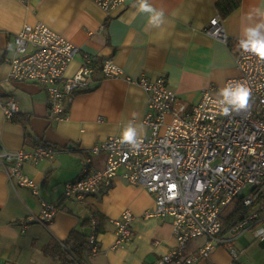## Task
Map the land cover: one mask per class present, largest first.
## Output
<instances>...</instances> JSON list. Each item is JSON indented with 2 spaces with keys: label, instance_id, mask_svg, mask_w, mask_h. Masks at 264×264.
I'll return each mask as SVG.
<instances>
[{
  "label": "crops",
  "instance_id": "1",
  "mask_svg": "<svg viewBox=\"0 0 264 264\" xmlns=\"http://www.w3.org/2000/svg\"><path fill=\"white\" fill-rule=\"evenodd\" d=\"M219 1L147 0L164 13L163 23L153 27L151 14L139 10L140 0H122L109 14L96 0H0V146L31 151L46 144L58 151L53 160L24 166L39 195L24 186L15 190L0 169V264H64V243L73 231L88 240L92 219L98 223L99 253L88 250L74 264H151L177 246L172 218L147 217L155 209L154 196L123 179V171L109 188L83 201L64 199V185L76 180L85 167L90 171L105 167L107 155L92 154L95 146L111 137L123 138L129 130L134 138L150 135L143 124L148 95L137 82L142 76L165 77L170 89L190 106L210 87L220 96L227 80L238 76L236 47L210 37L205 28L218 17L232 45L262 41L264 0H241L226 16ZM38 22L91 55L97 68L92 87L72 97L63 120L49 117L47 94L40 86L9 79L7 60L14 55L16 35L25 25ZM108 58L123 69V77H103L102 63ZM80 61L70 65L67 77L76 73ZM11 99L20 108L13 121L4 115V104ZM42 202L58 207L47 225L34 220L41 215ZM125 210L134 215L133 235L129 242L114 246L113 221ZM205 241H191L187 253L198 255ZM195 264H239V258L232 257L228 246L217 245L209 258Z\"/></svg>",
  "mask_w": 264,
  "mask_h": 264
},
{
  "label": "built area",
  "instance_id": "2",
  "mask_svg": "<svg viewBox=\"0 0 264 264\" xmlns=\"http://www.w3.org/2000/svg\"><path fill=\"white\" fill-rule=\"evenodd\" d=\"M122 0H96L107 14ZM210 37L229 44L221 19H212L205 28ZM264 42V40L259 41ZM252 41L236 42L235 61L238 76L225 83L220 96L214 87L202 91L193 106L174 93L163 76L151 80L142 76L137 82L148 95L143 124L147 137H135L128 143L111 137L95 146L91 153L107 155L106 165L97 171L85 167L74 181L64 185V199L83 201L111 186L123 171V179L142 186L155 198V209L147 217H171L177 246L151 264H195L209 258L217 245H226L234 259L240 257L233 243L247 231H255L264 243V59L251 50ZM81 59L73 76L67 77L70 65ZM7 62L9 79L15 83H32L47 94L49 117L63 120L72 97L88 91L94 83V58L69 39L43 22L25 25L15 37V50ZM104 78L119 79L123 69L112 58L103 61ZM250 90L248 105L238 109L231 96L239 87ZM20 112L11 99L4 104V115L12 121ZM58 151L46 144L33 150L11 151L0 146V169L11 185L30 188L39 195L38 185L24 172V166L53 160ZM91 162V158L86 160ZM240 214L233 226L226 228L227 209ZM58 207L42 202L41 215L35 221L52 223ZM134 215L123 211L115 219L117 240L114 246L132 238ZM98 223L91 220L89 253L97 255ZM205 238L198 255L187 253L191 241Z\"/></svg>",
  "mask_w": 264,
  "mask_h": 264
},
{
  "label": "trees",
  "instance_id": "3",
  "mask_svg": "<svg viewBox=\"0 0 264 264\" xmlns=\"http://www.w3.org/2000/svg\"><path fill=\"white\" fill-rule=\"evenodd\" d=\"M241 4V0H220L218 2L219 10L225 16L230 13L232 10L237 8ZM230 47H234L235 44L229 42ZM17 116V115H16ZM14 117V119L16 118ZM13 119V120H14ZM12 120V121H13ZM240 219V214L233 213L224 218V226L226 228L233 226ZM65 246V258L63 259L64 264H74L76 261H82L83 255L88 252V240L86 237L78 232L73 231L68 239L64 243Z\"/></svg>",
  "mask_w": 264,
  "mask_h": 264
},
{
  "label": "clouds",
  "instance_id": "4",
  "mask_svg": "<svg viewBox=\"0 0 264 264\" xmlns=\"http://www.w3.org/2000/svg\"><path fill=\"white\" fill-rule=\"evenodd\" d=\"M139 10L141 12L150 13L149 24L153 27H159L164 21L163 11L156 10L152 8L147 0H140ZM251 50L254 51L258 56L264 59V42L252 41ZM231 96V103L234 104L238 109H245L249 102L250 90L246 87H239L234 92L227 93ZM134 133L129 130L125 133L122 138L128 143H134Z\"/></svg>",
  "mask_w": 264,
  "mask_h": 264
},
{
  "label": "rangeland",
  "instance_id": "5",
  "mask_svg": "<svg viewBox=\"0 0 264 264\" xmlns=\"http://www.w3.org/2000/svg\"><path fill=\"white\" fill-rule=\"evenodd\" d=\"M233 208L226 212L231 214ZM233 246L240 255L239 264H264V243L257 239L255 231H247Z\"/></svg>",
  "mask_w": 264,
  "mask_h": 264
}]
</instances>
